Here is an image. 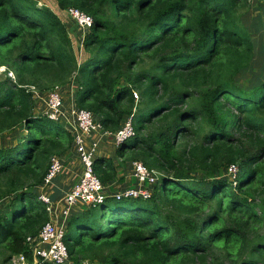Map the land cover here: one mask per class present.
<instances>
[{"label":"trees","instance_id":"1","mask_svg":"<svg viewBox=\"0 0 264 264\" xmlns=\"http://www.w3.org/2000/svg\"><path fill=\"white\" fill-rule=\"evenodd\" d=\"M54 1L93 18L80 62L58 13L0 0V139L15 137L0 145V264H33L27 238L50 218L37 188L74 142L35 112L36 93L72 83L105 132L134 115L118 157L160 176L148 200L80 205L67 264H264V0ZM94 171L105 187L119 180L108 157Z\"/></svg>","mask_w":264,"mask_h":264},{"label":"built area","instance_id":"2","mask_svg":"<svg viewBox=\"0 0 264 264\" xmlns=\"http://www.w3.org/2000/svg\"><path fill=\"white\" fill-rule=\"evenodd\" d=\"M39 7L43 4L38 2ZM67 16L74 22L81 31L83 43L85 35L91 31L94 25L93 18L77 8H69L66 11ZM83 46V45H82ZM14 79L13 73L9 74ZM33 90L35 88H32ZM63 88L56 87L48 93L47 109L43 115H46L53 121H60L64 114L65 98ZM38 93H36L37 97ZM138 99L137 92L134 93ZM76 127L78 132L74 135V143L77 154L83 166V175L75 186L66 193L62 200V215L60 219L56 217L55 208L51 198L45 193H38L40 200L46 205L49 221L43 226L36 236L27 238V245L31 250L33 264H67L69 262L68 247L64 242L68 219L71 217L74 208L84 204L87 206H97L103 204L107 198L116 199H144L148 200L153 195V190L159 180V172L149 169L142 162L134 163V175L138 186L129 188L123 192L108 195L106 188L100 178L95 174L94 162L97 158L95 148L88 149L85 140L91 138L97 131H104L101 124L96 120L94 114L87 110H77L74 112ZM134 115L127 118L121 128L114 133V139L119 146L126 140L135 136V127L133 124ZM107 133V132H106ZM109 134V133H107ZM63 164L60 157L52 159L49 172L41 184L44 187L52 184L53 180L62 172ZM237 167L231 166L228 170L229 176L236 175ZM11 264H29L25 255L14 256Z\"/></svg>","mask_w":264,"mask_h":264},{"label":"crops","instance_id":"3","mask_svg":"<svg viewBox=\"0 0 264 264\" xmlns=\"http://www.w3.org/2000/svg\"><path fill=\"white\" fill-rule=\"evenodd\" d=\"M50 8L56 13H58V15H60L61 17V13H63L62 11L58 10L57 8H54V6ZM262 18L264 19V15L262 16ZM63 21L66 22L71 35H73L74 38H77L79 40V45L77 46L78 50L80 48L82 49L83 37L81 31L77 28L76 24L70 20L67 14L65 17H63ZM256 37L259 39L258 36ZM262 39H264V34ZM67 88L71 93H69V98L64 103V114L59 122L62 123L65 127H67L72 132L74 137V135L78 132L74 115V112L77 110V107L75 105L76 84L72 83L67 86ZM68 89H65L66 92L68 91ZM43 96L44 94L40 93V98H38V95L36 97V104L44 106L42 111L35 110L37 114H44L47 109L48 92L46 93L45 98H43ZM85 144L88 149L95 148V153L97 157H108L114 161L116 166L119 165L118 145L115 142L114 134H107L105 131H97L95 134L92 135L91 138L85 140ZM74 157L76 159H74ZM60 159L63 164L62 172L53 180L52 184H50L49 186L44 187L43 185H40L37 188L38 193L45 192L51 198V201L53 202V206L55 208V214L58 219H60V214L62 213L61 207L63 198L65 197L66 193L69 192L75 186V184L83 175V166L77 154V149L75 147L74 142L69 151L63 154ZM134 163L135 162H129L126 163L124 166L117 167V171L119 172V180L107 186V188L113 186L117 190L113 188L115 190L114 193H107L108 195L113 196V194H116L117 192H123L126 189L134 188L139 185L134 175ZM79 206L74 208L73 212H75ZM57 211L60 212L57 213Z\"/></svg>","mask_w":264,"mask_h":264},{"label":"rangeland","instance_id":"4","mask_svg":"<svg viewBox=\"0 0 264 264\" xmlns=\"http://www.w3.org/2000/svg\"><path fill=\"white\" fill-rule=\"evenodd\" d=\"M39 2H40V4H43V6L44 5H48L49 7H52V6H54V8H57L58 10H59V8L57 7V4H56V2L54 1V0H38ZM258 15H259V13H257V12H254V19H255V17L257 18L258 17ZM66 15H65V13H61V17L63 18V17H65ZM66 23V22H65ZM71 37H72V39L74 40V46H75V52H76V56H77V58H78V61L80 62V61H82L83 59H84V50H83V48L84 47H82V49L80 48L79 50H78V48H77V46L79 45V40L77 39V38H74V36L73 35H71ZM255 39L257 40L258 38L257 37H255ZM259 40V39H258ZM263 42H264V39H261V40H259V43H258V46H257V48L259 49V51H261V48L263 47V51H264V45H263ZM261 55V54H260ZM259 54H258V57H257V61H256V63H255V65L254 66H252L250 69H249V72L247 73V76H250L251 74H253V73H255V74H260L261 73V71H262V69H260V67L262 66L261 64H263V62H262V60L261 61H259L260 59H261V56H260ZM4 71H5V68H1L0 69V78H4V76H5V73H4ZM261 75H263V74H261ZM15 79V78H14ZM66 90L68 89L67 87L65 88ZM64 88H63V90H61L62 91V93H63V96H64V98H66L65 99V101H67L68 100V96H69V93H71L70 91H69V89H68V91L66 92V90H65ZM46 93L47 92H45V93H41V94H44V96H43V98H45V96H46ZM49 93V92H48ZM137 94H138V99L137 98H135L137 101H140V99H141V97H140V94H139V92H137ZM38 98H40V93H38ZM134 97H135V95H134ZM43 107L44 106H41V105H37L36 104V106H35V110H37V111H42L43 110ZM19 134V133H18ZM20 135V134H19ZM13 138H15L14 137V135L11 137V135L9 136V135H5V137H3L2 139H0V145H2V146H6V145H12L13 144ZM63 155H61L60 157H62ZM74 159H76L75 157H74ZM118 160H119V165L118 166H124L125 164H126V162H122L124 159H122V158H119L118 157ZM129 162H133L132 160L131 161H127V163H129ZM118 166H116V169H117V167ZM153 170V169H152ZM113 186H111V187H109V188H107V191H106V193H108V194H110V193H114V191L115 190H117L116 188H114ZM109 191H111V192H109ZM1 210H3V212H5V211H7L6 210V200L5 201H3V202H0V211ZM60 211H57V213H59ZM61 212H62V210H61ZM259 212H261V210L259 209ZM60 215H62V213L60 214ZM59 215V216H60ZM86 264V263H85Z\"/></svg>","mask_w":264,"mask_h":264},{"label":"clouds","instance_id":"5","mask_svg":"<svg viewBox=\"0 0 264 264\" xmlns=\"http://www.w3.org/2000/svg\"><path fill=\"white\" fill-rule=\"evenodd\" d=\"M39 2V1H38ZM44 6H47V7H49L48 5H44Z\"/></svg>","mask_w":264,"mask_h":264}]
</instances>
